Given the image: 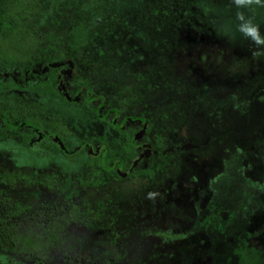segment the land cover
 I'll use <instances>...</instances> for the list:
<instances>
[{
  "label": "rangeland",
  "instance_id": "374dc122",
  "mask_svg": "<svg viewBox=\"0 0 264 264\" xmlns=\"http://www.w3.org/2000/svg\"><path fill=\"white\" fill-rule=\"evenodd\" d=\"M102 4L108 24L83 49V79L120 113L117 126L142 115L143 142L173 157L108 177L88 150L72 160L51 150V134L72 152L103 137L123 151L124 134L79 104L10 91L45 133L0 141V168L63 177L0 194V264H264V43L241 30L258 25L264 40V0H33L20 33L0 39L7 72L61 48Z\"/></svg>",
  "mask_w": 264,
  "mask_h": 264
},
{
  "label": "trees",
  "instance_id": "16d2710c",
  "mask_svg": "<svg viewBox=\"0 0 264 264\" xmlns=\"http://www.w3.org/2000/svg\"><path fill=\"white\" fill-rule=\"evenodd\" d=\"M32 1L0 0V39L16 37L20 33L22 11L25 12ZM107 16L108 13L102 4V8L99 9L92 20L80 22L68 33L67 41L61 48L57 49L51 46L49 50L45 49L42 58L12 74L7 72V66L0 59V141L14 139L13 135H15L16 140L19 139L17 141L19 144L33 143V135L29 134L23 127L26 126L25 123L30 128L39 129L41 133L45 129L42 121L30 119L23 110L19 112V108L16 111L17 106L12 103L15 98L12 94L13 91L17 93L30 91L40 98L47 96L52 100L59 99L68 106H75L79 102V108L85 109L93 118L107 123L113 129L124 134L121 125L117 126L115 124V121L120 117V113L109 108L102 94L99 96L92 94L94 93V87L89 81L83 79V71L79 68V60L83 49L89 45L91 37L98 35L96 29L108 24ZM32 80H37L34 86L30 84ZM146 122L149 123L147 120ZM53 131L58 135L57 140L65 146L61 148L58 144L51 145V150L63 154L70 160L88 150L90 152V168H95L100 173L117 180H123L125 177L122 175L129 174L127 177L132 178L137 174L131 167L128 170L126 169L129 166L128 164L135 158L141 159V165L146 162L147 166H153L157 171H161L173 157L172 152L165 147L161 140L147 144V149L144 151H149V155L145 156V152L140 151L137 156L135 152L137 149L139 150V147L135 143V130L129 135L127 134V137L124 136L123 151L114 149L109 143V139L103 137L99 138L97 146H95V140L93 139L84 140L81 146L73 152L68 150L59 129ZM142 146H146V144L141 143L140 147ZM94 148L96 151L91 152ZM62 177L61 173L48 175L42 170L22 172L4 166L0 168V194H4L7 187L13 189L19 187L52 189V184ZM63 180L68 181L69 179L64 178ZM73 195V192L69 193V197H73ZM2 227L3 223L0 222V229Z\"/></svg>",
  "mask_w": 264,
  "mask_h": 264
},
{
  "label": "flooded vegetation",
  "instance_id": "af4514ba",
  "mask_svg": "<svg viewBox=\"0 0 264 264\" xmlns=\"http://www.w3.org/2000/svg\"><path fill=\"white\" fill-rule=\"evenodd\" d=\"M43 56V55H42ZM16 72V71H15ZM14 73V72H13ZM10 74H12V73H10ZM33 81V80H32ZM34 81H37V80H34ZM31 84V83H30ZM25 92V91H24ZM28 92H30V91H28ZM19 93V92H18ZM46 97V96H45ZM38 98V97H37ZM41 98H43V97H41ZM76 104H79V102H77ZM140 116H142V115H140ZM138 117V118H135L134 120H132V121H130V120H128V119H126V118H124L123 119V122H122V124H120L121 125V127H122V129H123V133H124V136L125 137H127V134L129 135V133H132V131H129L127 128L128 127H126V128H124V123L125 122H127L128 121V123H129V126H132L133 128H134V130H135V135H134V137H135V143H136V146L137 147H139V150L137 149V151L135 152V154L138 156L139 155V153H140V151H144V150H146L147 149V144H150V143H146V142H143V134L145 135V134H147V128H148V125H149V123H147L146 122V120L143 118V116L142 117ZM144 122L145 124H140L139 122ZM22 125H24V123H22ZM25 125L26 126H23L24 127V129H26V131L27 132H29V134H31L32 135V133H31V131H29V130H34L37 134H38V136H36V138L38 137V139H42L43 138V136H44V133H45V130H43V133H41V131L39 130V129H34V128H30L29 127V125L28 124H26L25 123ZM31 127H33L32 125H30ZM25 127H27V128H25ZM140 127H142V128H140ZM133 130V131H134ZM54 132V131H53ZM52 132V134L51 135H53L54 137H55V140H56V142H57V144H58V146H60L61 148H64V146H63V144L62 143H60V141L59 140H57L58 139V135L56 134V133H53ZM49 134V132H48V135H50ZM126 134V135H125ZM34 137V136H33ZM35 137H34V140L36 139ZM124 141H125V139H124ZM33 143H35V141H33ZM141 143H145L146 144V146H142V147H140V145H141ZM156 143V142H155ZM54 145H56V144H54ZM123 150H124V148H123ZM148 150H149V148H148ZM96 151V149L94 148L91 152H95ZM145 152V151H144ZM144 155L146 156V155H149V151H146L145 153H144ZM140 162H141V159L140 158H135L131 163H129L128 165V167H126V169L128 170L129 169V167H131V169L132 170H135L134 169V167L136 166V165H141L140 164ZM129 174H126V175H122V176H124V177H127Z\"/></svg>",
  "mask_w": 264,
  "mask_h": 264
},
{
  "label": "clouds",
  "instance_id": "9594fccd",
  "mask_svg": "<svg viewBox=\"0 0 264 264\" xmlns=\"http://www.w3.org/2000/svg\"><path fill=\"white\" fill-rule=\"evenodd\" d=\"M235 2L238 5H243V4H247V5H252V4H260L261 0H235ZM239 18H243V15L241 13H238ZM242 31H244L247 35H250L251 37H253L254 40H256L257 43H264V40H261L260 34H259V26L258 25H253L251 27H246V28H242Z\"/></svg>",
  "mask_w": 264,
  "mask_h": 264
}]
</instances>
